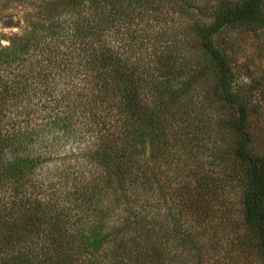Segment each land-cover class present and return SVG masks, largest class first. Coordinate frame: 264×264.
<instances>
[{"label":"trees","instance_id":"1","mask_svg":"<svg viewBox=\"0 0 264 264\" xmlns=\"http://www.w3.org/2000/svg\"><path fill=\"white\" fill-rule=\"evenodd\" d=\"M26 1L0 44V264H208L219 224L191 221L240 190L264 262V113L213 39L263 28L264 0Z\"/></svg>","mask_w":264,"mask_h":264},{"label":"rangeland","instance_id":"2","mask_svg":"<svg viewBox=\"0 0 264 264\" xmlns=\"http://www.w3.org/2000/svg\"><path fill=\"white\" fill-rule=\"evenodd\" d=\"M211 1L197 0L196 5ZM27 4L26 0H0L1 45H6L7 39L20 33L24 15L32 12ZM190 11L197 13L198 9L192 7ZM5 21H11V26L4 25ZM213 39L227 56L232 72V88L239 101L241 97L251 111L259 115L264 113V27H225ZM260 119L264 130V115ZM242 200L243 190L235 192L227 221H191L193 226L219 224L210 237L217 242V247L211 253L208 264H264L249 240Z\"/></svg>","mask_w":264,"mask_h":264}]
</instances>
